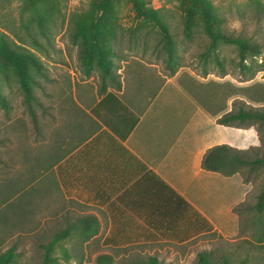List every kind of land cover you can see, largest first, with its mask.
<instances>
[{
    "label": "rangeland",
    "instance_id": "obj_1",
    "mask_svg": "<svg viewBox=\"0 0 264 264\" xmlns=\"http://www.w3.org/2000/svg\"><path fill=\"white\" fill-rule=\"evenodd\" d=\"M206 1L207 4L196 0H137L135 4L133 0H112L99 25L102 38L112 52L113 73L120 77V67L129 61L153 63L160 76L175 77L216 120L239 107L264 112V0ZM100 2L0 0V38L6 39L14 49L20 50L18 45L26 47L38 60L37 64H29L35 79L30 101L25 100L11 66L6 78L0 76V252L14 247L16 258L10 264H42L46 252L43 245L59 232L46 229L45 223L40 222V183L31 192L25 190L31 177L37 176L26 153L37 150L40 141L49 140L48 133L54 128L62 101L78 93L82 81H89L83 86L85 90L86 85H98L101 80L96 65L89 75L85 74L78 41L73 38L76 22L89 21L93 13L98 15ZM206 7L213 14V26L231 35L251 37L260 43L261 53L246 59V66L242 67L234 45L220 42L215 53L204 60L209 42L204 31ZM36 8L42 13L43 32L35 18ZM146 11L154 12L165 22L173 39L176 62L172 70L166 66L158 27L143 22L145 16L140 12ZM28 32L37 36L39 46L32 44ZM16 35L25 42L18 41ZM0 61L5 59L0 56ZM240 126L254 129L252 157L264 158V122H245ZM249 168H240L253 187L241 211L248 209L252 226L242 216L236 237L208 233L182 244L121 248H105L95 240L83 244L75 237H68L57 240L50 248L55 260L49 264H134L148 257H155L159 264H200V254L211 264H264V238L259 239L260 215L256 208L264 185V163ZM99 254L109 255L111 261L99 263L96 260Z\"/></svg>",
    "mask_w": 264,
    "mask_h": 264
},
{
    "label": "crops",
    "instance_id": "obj_2",
    "mask_svg": "<svg viewBox=\"0 0 264 264\" xmlns=\"http://www.w3.org/2000/svg\"><path fill=\"white\" fill-rule=\"evenodd\" d=\"M154 66L126 62L118 86L106 79L104 90L101 80L85 90L82 81L62 101L49 140L26 153L37 176L25 190L40 183L46 229L121 248L236 237L242 216L252 226L248 209L234 210L248 199L249 179L239 169H206L202 160L217 145L230 157L252 154L254 129L217 123Z\"/></svg>",
    "mask_w": 264,
    "mask_h": 264
},
{
    "label": "trees",
    "instance_id": "obj_3",
    "mask_svg": "<svg viewBox=\"0 0 264 264\" xmlns=\"http://www.w3.org/2000/svg\"><path fill=\"white\" fill-rule=\"evenodd\" d=\"M136 4L137 0H133ZM202 4H207L206 0H196ZM258 1V0H256ZM112 0H101L97 9L99 13H93L90 15V20L81 19L76 22V26L73 32L74 40L78 41V54L81 59V64L83 66L84 72L86 75H89L93 65H96L101 72V86L100 88L104 90L106 88V79L113 81L114 84L117 82V76L112 71V60L110 58L111 49L106 40H103L100 22L101 17L105 13L108 6L111 4ZM205 6V5H204ZM35 18L37 24L40 28V31L43 32L44 21L42 19L41 10H34ZM145 16L143 22H152L155 24L160 31V43L161 47L165 52V62L166 66L172 70L175 64V54H174V44L173 39L168 31V28L163 20H161L154 12L146 11V13H141ZM205 15V24L204 31L209 37L208 45L203 53L204 60L208 59L210 53H215L218 44L220 42L233 44L236 48L238 62L242 67H245V60L252 58L261 53L262 48L258 41L252 39L251 37L242 36V35H231L221 30L217 26H213L212 22L214 20L212 12L209 9L204 8ZM26 28H29V25H25ZM17 40L24 43L25 39L22 36L16 35ZM28 37L35 46H39V40L37 36L28 32ZM16 46V44H15ZM20 50L14 49L9 44L8 41L4 38H0V56H2L5 61H0V76L7 77V70L10 66L13 68L14 72L19 78L20 86L23 89L24 97L26 101H30L33 97L32 84L35 83V79L32 75L29 64H37L38 60L36 56L29 51L26 47L18 45ZM216 56V55H215ZM215 61L218 65H221V61L215 57ZM119 82L116 83L118 86ZM252 121H262L264 122V112L258 109H245L239 107L236 111H230L223 114L217 118L216 122L224 125L237 126L241 127L240 124L245 122ZM226 145H217L212 147L207 151L202 160V165L206 169L221 171L224 174H232L238 169L241 170V167L248 166L251 169V166L254 164L264 163V158L252 157V154L249 152L248 155L240 152L238 157H235L227 153ZM243 204H240L234 210H241ZM257 211L259 213L258 223L261 227L259 230V239L264 238V215H262L264 208V185L262 191L258 194L257 197ZM69 234V231L57 232L52 236V239L44 244L46 252L44 253L42 264H49L55 259L50 255V248L53 244L61 239L66 237ZM79 234H85V231H80ZM86 237L88 235H85ZM16 256L14 247L10 246L6 250L0 252V264H10L14 262ZM96 260L101 263L105 260L111 261V257L107 254H99L96 257ZM200 264H211L205 255H199ZM134 264H159L155 257H148L146 261L135 262Z\"/></svg>",
    "mask_w": 264,
    "mask_h": 264
}]
</instances>
